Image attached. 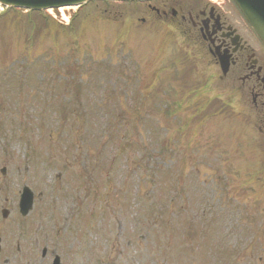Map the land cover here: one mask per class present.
<instances>
[{
    "label": "rangeland",
    "instance_id": "1",
    "mask_svg": "<svg viewBox=\"0 0 264 264\" xmlns=\"http://www.w3.org/2000/svg\"><path fill=\"white\" fill-rule=\"evenodd\" d=\"M108 4L114 23L98 1L0 6V210L28 186L39 238L89 264H264L263 112L203 55L164 95L182 38L162 50L142 4Z\"/></svg>",
    "mask_w": 264,
    "mask_h": 264
},
{
    "label": "flooded vegetation",
    "instance_id": "2",
    "mask_svg": "<svg viewBox=\"0 0 264 264\" xmlns=\"http://www.w3.org/2000/svg\"><path fill=\"white\" fill-rule=\"evenodd\" d=\"M148 2L150 4L146 6L152 15L182 37V52L178 50L171 54L168 62L178 70L175 76L179 78L183 93L195 88L192 78L199 75L198 64L203 55L218 67L220 81L227 86L238 82V94L250 92L252 104L264 115V46L235 13L231 1ZM150 5L156 11L149 9ZM186 69L191 73V79L184 84ZM198 92L194 89L190 95L195 96ZM13 205L0 210V264H89L85 249L79 250L75 243L50 241L48 234L41 240L42 221L37 220L32 211L23 212L20 198Z\"/></svg>",
    "mask_w": 264,
    "mask_h": 264
},
{
    "label": "water",
    "instance_id": "3",
    "mask_svg": "<svg viewBox=\"0 0 264 264\" xmlns=\"http://www.w3.org/2000/svg\"><path fill=\"white\" fill-rule=\"evenodd\" d=\"M89 0H0V4L8 7L44 10L63 6H77ZM246 20L264 43V0H233ZM33 204V194L28 187L22 195V209L28 211Z\"/></svg>",
    "mask_w": 264,
    "mask_h": 264
},
{
    "label": "trees",
    "instance_id": "4",
    "mask_svg": "<svg viewBox=\"0 0 264 264\" xmlns=\"http://www.w3.org/2000/svg\"><path fill=\"white\" fill-rule=\"evenodd\" d=\"M38 15H42L43 13L42 12H37Z\"/></svg>",
    "mask_w": 264,
    "mask_h": 264
}]
</instances>
